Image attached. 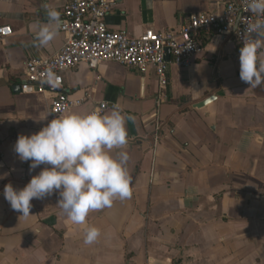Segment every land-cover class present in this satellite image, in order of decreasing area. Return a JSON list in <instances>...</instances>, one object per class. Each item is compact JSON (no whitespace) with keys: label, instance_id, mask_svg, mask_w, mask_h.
Masks as SVG:
<instances>
[{"label":"crops","instance_id":"crops-1","mask_svg":"<svg viewBox=\"0 0 264 264\" xmlns=\"http://www.w3.org/2000/svg\"><path fill=\"white\" fill-rule=\"evenodd\" d=\"M229 1L117 0L105 22L138 38L176 31L191 14L220 15ZM66 2L0 0V28L12 31L0 40V264H264V84L240 79L230 37L201 34L203 52L187 68L169 65L161 100L152 68L140 74L106 62L64 72L63 91L82 100L65 114L105 102L126 117L132 195L90 211L82 225L62 214L58 192L33 199L27 217L11 209L4 186L23 188L49 167L30 170L14 145L50 121L40 119L53 92L22 93L23 69L62 47L60 31L39 46L34 26L48 23L44 4L60 13ZM86 226L100 230L90 245Z\"/></svg>","mask_w":264,"mask_h":264},{"label":"clouds","instance_id":"clouds-1","mask_svg":"<svg viewBox=\"0 0 264 264\" xmlns=\"http://www.w3.org/2000/svg\"><path fill=\"white\" fill-rule=\"evenodd\" d=\"M245 4L261 19L249 25L244 35L239 49V76L249 87L256 88L264 84V59L260 57L264 50V0H245ZM43 7L48 23L34 26L35 40L42 47L56 38L61 25L60 13L47 4ZM44 83L57 86L55 75L46 73ZM125 125L126 117L115 108L107 114L69 112L51 119L36 133L19 135L14 145L18 158L30 162V170L40 165L49 167L32 176L23 188L4 186L3 196L11 209L27 217L33 199H44L58 192L57 206L62 214L73 224L82 225L90 211L110 208L115 200L129 199L132 190L126 168L129 157L123 151L128 143ZM114 149L121 151L114 156ZM99 236L98 228H84L85 244H93Z\"/></svg>","mask_w":264,"mask_h":264},{"label":"built area","instance_id":"built-area-1","mask_svg":"<svg viewBox=\"0 0 264 264\" xmlns=\"http://www.w3.org/2000/svg\"><path fill=\"white\" fill-rule=\"evenodd\" d=\"M117 0H67L60 12L59 31L64 35L62 47L53 55L27 61L23 69L24 94L53 92L50 102V120L82 104L72 100L63 91L62 74L77 69L81 64L95 70L102 63H115L144 74L154 70L158 98H165L169 84L167 72L170 64L187 68L191 59L203 52L199 40L201 34L230 37L241 48L248 26L261 19L251 13L245 0H231L225 4L220 15L191 14L187 23L176 31H145L132 38L125 31L113 32L106 26V18ZM236 21L230 27V23ZM12 36L9 27L0 28V40ZM256 38V34H252ZM169 51V60L165 52ZM56 77L55 87L44 83L46 73ZM118 109L105 102L97 104L91 112L105 114Z\"/></svg>","mask_w":264,"mask_h":264},{"label":"water","instance_id":"water-1","mask_svg":"<svg viewBox=\"0 0 264 264\" xmlns=\"http://www.w3.org/2000/svg\"><path fill=\"white\" fill-rule=\"evenodd\" d=\"M165 59L166 60H169V51L168 50H166V52H165ZM204 103H200V104H198V106H202Z\"/></svg>","mask_w":264,"mask_h":264}]
</instances>
